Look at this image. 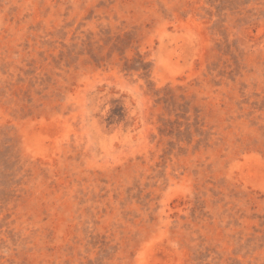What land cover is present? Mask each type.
<instances>
[{
  "label": "rangeland",
  "instance_id": "374dc122",
  "mask_svg": "<svg viewBox=\"0 0 264 264\" xmlns=\"http://www.w3.org/2000/svg\"><path fill=\"white\" fill-rule=\"evenodd\" d=\"M0 264H264V0H0Z\"/></svg>",
  "mask_w": 264,
  "mask_h": 264
}]
</instances>
